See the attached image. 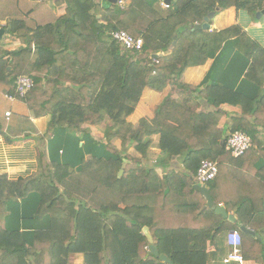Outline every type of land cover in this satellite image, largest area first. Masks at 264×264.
I'll use <instances>...</instances> for the list:
<instances>
[{
    "label": "trees",
    "instance_id": "1",
    "mask_svg": "<svg viewBox=\"0 0 264 264\" xmlns=\"http://www.w3.org/2000/svg\"><path fill=\"white\" fill-rule=\"evenodd\" d=\"M49 1L0 0L4 30L24 44L0 55V82L35 118L50 117L45 133L34 138L35 172L17 179L0 174V264H69L70 253H82L84 264H169L149 254L144 226L159 254L173 264H210L208 241L227 226L240 232L243 258L264 264V163L256 165L264 158V116L258 115L264 79L252 76L256 54L264 56V49L238 25L191 30L216 8L234 6L257 20L264 0H171L168 7L159 0H126L123 7L107 0ZM60 5L65 12L57 16L54 8ZM120 29L141 36L142 50L110 39L109 31ZM231 38L250 61L246 78L262 89L257 100L220 84L198 88L183 80L187 67L204 63ZM173 41L172 50L154 63L151 55L167 51ZM18 75L33 79L24 96L15 90ZM169 86L152 118L127 120L145 89L161 93ZM195 92L215 109L184 106L183 98ZM224 103L254 115L252 121L230 118V132L242 130L252 141L239 157L220 145L228 135L215 114ZM107 118L111 126L103 141H93L83 124L97 126ZM54 129L79 132L103 153L82 156L76 168L50 160L46 142ZM155 137L158 154L151 151ZM203 159L217 162V175L206 186L214 205L222 202L235 214V223L205 207L194 189ZM30 196L36 202L30 218L48 223L32 240L12 222L19 202ZM240 225L259 237L242 233ZM62 229L69 233L66 243L55 238Z\"/></svg>",
    "mask_w": 264,
    "mask_h": 264
},
{
    "label": "crops",
    "instance_id": "2",
    "mask_svg": "<svg viewBox=\"0 0 264 264\" xmlns=\"http://www.w3.org/2000/svg\"><path fill=\"white\" fill-rule=\"evenodd\" d=\"M53 1L55 0H50L48 4L53 5ZM162 2V0H159V4L164 7ZM64 12L65 7L63 5L54 8V13L57 16L62 15ZM6 22V18L0 17V29H4ZM209 24V30H221L231 25H238L264 49V15L260 19L254 20L247 11L231 6L224 10H217L213 18L210 19ZM233 41L234 38L226 41L222 48L217 53L211 54L204 63L187 67L183 72L184 82L198 88H203L208 84H220L236 90L250 98L251 101L257 100L260 97L262 89L246 78L250 61L237 49ZM23 46L24 44L19 42L18 38L4 30V34L0 38V55L17 50ZM3 57L9 58L8 55H4ZM254 62L256 63V70H253L252 76L258 80L264 79V56L257 53ZM172 88V86H169L161 93L145 89L137 107L128 116L127 120L133 124H137L138 120L142 117L152 118L159 104L171 92ZM7 89V86L0 82V174L6 173L10 179H17L18 177L30 176L35 172L38 148L34 138L45 133L50 117L47 115L35 118L27 105L14 94L9 93ZM8 95H13L14 98L10 99ZM195 104L200 109L208 111L215 109L205 97L199 96L197 92L183 98L184 106ZM262 110L264 111V108ZM7 111L10 112L9 117H5V112ZM263 111L258 112V115L264 116ZM215 117L218 120V126L223 129L224 135H228L231 127L230 118L240 117L252 121L254 115L243 113L239 105L224 103L220 105V110L216 112ZM110 122V120H104L101 125L97 126L85 123L83 127L89 129V137L93 141L102 142L105 133L110 129ZM81 135L78 132V135L71 136L62 129H54L46 142L48 158L61 163H69L76 168L79 167L82 156L85 158L91 157L88 154L85 156L86 153H91V155L103 153L101 147L88 142L85 137L84 140L82 139L81 144H78L77 139ZM260 135V142L264 147L263 129H261ZM156 141L157 138L155 137L153 143H156L157 146ZM254 149L256 148L254 147ZM158 153L159 149L157 148V153L155 152L154 154ZM263 163L264 158L259 156L256 165L259 166ZM240 164H242V168L249 167V161ZM218 196H221L220 191ZM35 203L34 199L31 201V196L26 201H20L19 207L17 206L16 208V215L12 220L14 226L17 225L21 230H24L31 240L35 230L48 227L46 219L37 220L36 218H30ZM219 205L224 207L222 202ZM232 214L235 216L234 213ZM25 216L27 218H23ZM67 226V228H70L69 225ZM229 230L233 229L227 226L222 231L217 232L208 241L207 251L209 252L210 264H222V258L230 251L226 240ZM58 237L64 243L70 238L69 233L63 229L60 230L59 235L55 236V238ZM42 239L47 240L48 238L43 236ZM50 241H52L51 237ZM67 262L69 264H84L83 254L70 253L67 257ZM242 264L258 263L253 260L244 259Z\"/></svg>",
    "mask_w": 264,
    "mask_h": 264
},
{
    "label": "built area",
    "instance_id": "3",
    "mask_svg": "<svg viewBox=\"0 0 264 264\" xmlns=\"http://www.w3.org/2000/svg\"><path fill=\"white\" fill-rule=\"evenodd\" d=\"M120 7L126 4V0H119L117 3ZM164 7H168V4L162 2ZM109 37L116 43L120 44L125 49H131L141 51L144 40L141 36L135 37L126 30H112L109 31ZM34 49V45L31 46ZM154 63L158 62V59H153ZM15 90L19 96H24L32 87L33 79L27 75H18L14 81ZM10 99H13V95H8ZM10 112H5V117H9ZM252 141L250 136L242 130H234L228 134L224 141V148L230 153L232 157H239L244 154L251 146ZM218 172L217 162L203 159L200 161L196 170V179L199 184L205 185L214 180ZM227 245L230 251L222 258V264L228 263H243V256L240 252L242 239L238 230L233 229L227 232L226 236Z\"/></svg>",
    "mask_w": 264,
    "mask_h": 264
},
{
    "label": "water",
    "instance_id": "4",
    "mask_svg": "<svg viewBox=\"0 0 264 264\" xmlns=\"http://www.w3.org/2000/svg\"><path fill=\"white\" fill-rule=\"evenodd\" d=\"M109 3L112 4H117L119 0H107ZM164 3L166 4H170L171 0H162ZM219 10V8H216L214 11L209 12L205 17L202 23H194L193 26L191 27V30H198V29H210V24L209 21L210 19L213 18V16L215 15L216 11ZM264 15V7L262 9H260L259 11L256 12L255 17L256 19H260L262 16ZM99 26V24L97 25ZM4 34V29H0V38L2 37V35ZM9 36V35H7ZM174 46V41L172 42V45L168 48L167 51L164 52H160V53H153L151 55L152 59H157L160 58L161 56H163L164 54L169 53L170 50H172ZM224 144V141L220 142V145L222 146ZM123 171L120 170L118 175H122ZM194 189L198 192H200L203 197L206 200V205L205 207H210L212 209H214V211L221 215L223 218L227 219L228 221H230L231 223H235L236 222V218L232 213H228L227 210L225 209V207H223L222 205H214L213 199L209 193L208 188L205 185H201L199 183L194 185ZM239 230L246 234L249 235L251 237H259L258 234H256L255 231L240 225L239 226ZM142 233L146 236L147 240H148V249H149V254L155 255L157 257H159L160 260L167 262L169 264H173L169 258H167L164 254H159L157 248L154 245V240L153 237L149 231V228L144 226L142 228ZM213 236V232L211 233V237Z\"/></svg>",
    "mask_w": 264,
    "mask_h": 264
},
{
    "label": "rangeland",
    "instance_id": "5",
    "mask_svg": "<svg viewBox=\"0 0 264 264\" xmlns=\"http://www.w3.org/2000/svg\"><path fill=\"white\" fill-rule=\"evenodd\" d=\"M105 120H108V121H109L108 118L105 119ZM110 123H111V122H110ZM224 132H225V134H226V131H225V130H224ZM80 137H81V138H80ZM82 139L84 140L83 136H79L78 144H81ZM156 142H157V141H156ZM157 148H158V147L156 146V143H153V144L151 145L152 152H154L155 149H156L155 152L157 153ZM153 150H154V151H153ZM155 152H154V153H155ZM154 153H152V154H154ZM87 154L90 155V156H92L91 153H86L85 156H86ZM153 158H155V155H153Z\"/></svg>",
    "mask_w": 264,
    "mask_h": 264
}]
</instances>
